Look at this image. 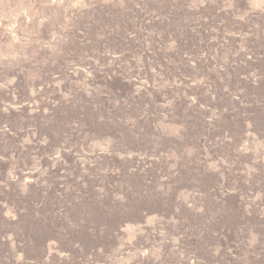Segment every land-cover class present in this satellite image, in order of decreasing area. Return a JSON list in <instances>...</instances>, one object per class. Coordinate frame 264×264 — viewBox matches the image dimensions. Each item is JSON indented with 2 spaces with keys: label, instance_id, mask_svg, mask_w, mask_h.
Segmentation results:
<instances>
[{
  "label": "rangeland",
  "instance_id": "rangeland-1",
  "mask_svg": "<svg viewBox=\"0 0 264 264\" xmlns=\"http://www.w3.org/2000/svg\"><path fill=\"white\" fill-rule=\"evenodd\" d=\"M0 264H264V0H0Z\"/></svg>",
  "mask_w": 264,
  "mask_h": 264
}]
</instances>
